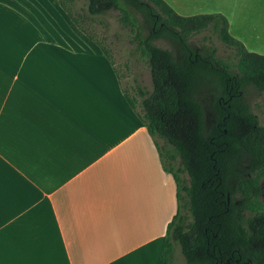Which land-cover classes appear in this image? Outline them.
<instances>
[{
	"label": "crops",
	"instance_id": "obj_1",
	"mask_svg": "<svg viewBox=\"0 0 264 264\" xmlns=\"http://www.w3.org/2000/svg\"><path fill=\"white\" fill-rule=\"evenodd\" d=\"M52 7L67 18L0 0V264H163L173 178L113 66Z\"/></svg>",
	"mask_w": 264,
	"mask_h": 264
},
{
	"label": "trees",
	"instance_id": "obj_2",
	"mask_svg": "<svg viewBox=\"0 0 264 264\" xmlns=\"http://www.w3.org/2000/svg\"><path fill=\"white\" fill-rule=\"evenodd\" d=\"M54 1L99 46L120 87L107 49L81 23L117 11L119 22L133 33L134 52L146 62L152 90L131 87L133 97L126 88L121 92L176 186L177 211L166 228L163 264H174L176 246L185 264H264V127L240 102L246 86L264 91V56L248 52L232 37L221 14L183 17L163 0H85L86 13L74 16ZM203 31L233 52L237 74L214 48H190L189 37ZM159 41L175 45L179 57L158 47ZM207 86L215 90V120L205 130L197 95Z\"/></svg>",
	"mask_w": 264,
	"mask_h": 264
},
{
	"label": "rangeland",
	"instance_id": "obj_3",
	"mask_svg": "<svg viewBox=\"0 0 264 264\" xmlns=\"http://www.w3.org/2000/svg\"><path fill=\"white\" fill-rule=\"evenodd\" d=\"M58 1L63 3L74 16L78 13H86L85 0ZM185 1L187 3L182 6L184 10L178 13L181 16L217 13L215 12L216 7L209 2L211 0H197L198 3H191L194 0ZM243 1H241L242 5L237 12L234 9L233 13L224 11L222 14L229 22L232 32L231 36L239 40L248 52L264 56V0H249V4H245V0ZM59 9L63 11L62 13L65 14L67 20L61 17V14L58 13L59 10L55 7L50 9L58 23L68 24L69 22L74 25L67 13L61 7ZM136 19L141 25L145 26L141 16L138 15ZM81 24H83L86 31L99 40L107 49L117 73L121 77V88H126L131 97L136 96L135 90H132L131 87L135 89V87L139 86L147 91L152 90L150 72L146 62L141 58L139 53L134 52L136 45L133 41V33L128 26L122 25L119 22V13L117 11L111 10L102 16L94 17L92 21ZM147 31L148 28L145 27L143 34L145 35ZM82 34L87 38L84 33ZM188 44L194 51H198L202 47L214 48L216 50V57L224 65L230 67L234 74H237V59L233 52L226 48L208 31L191 35ZM156 45L160 48L170 50L176 57L180 55L179 49L168 41H159L156 42ZM97 47L99 48V46ZM212 90L215 91L213 87L207 86L197 95V99L203 110L205 130H208L215 120L213 112L214 95ZM240 102L248 106L249 111L256 116L259 125L264 127V91H258L253 86H246L240 93ZM158 144L161 146L162 141H158ZM182 178L187 179V175H182ZM173 255L175 256L174 264H185L178 246L175 247V253Z\"/></svg>",
	"mask_w": 264,
	"mask_h": 264
}]
</instances>
